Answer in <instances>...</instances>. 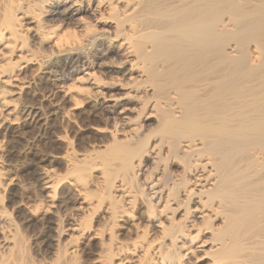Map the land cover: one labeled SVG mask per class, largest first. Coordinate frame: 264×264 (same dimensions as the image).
Masks as SVG:
<instances>
[{
    "label": "bare ground",
    "instance_id": "bare-ground-1",
    "mask_svg": "<svg viewBox=\"0 0 264 264\" xmlns=\"http://www.w3.org/2000/svg\"><path fill=\"white\" fill-rule=\"evenodd\" d=\"M22 1L0 7V129L43 115L11 105L31 63L41 74L55 67L54 98L104 122L95 129L110 139L103 163L117 170L95 174L65 154L72 165L61 178L78 210L101 208L104 227L91 237L113 242L118 221L138 231L136 206L157 234L118 247L117 264H264V0H34L21 13ZM28 13L46 56L27 45ZM54 177L41 173L43 205L29 216L43 227L35 239L64 264L55 244L67 236L73 254L91 227L69 218L67 233L59 228L54 213L66 202ZM0 233L6 249L13 238L1 215Z\"/></svg>",
    "mask_w": 264,
    "mask_h": 264
},
{
    "label": "rangeland",
    "instance_id": "rangeland-1",
    "mask_svg": "<svg viewBox=\"0 0 264 264\" xmlns=\"http://www.w3.org/2000/svg\"><path fill=\"white\" fill-rule=\"evenodd\" d=\"M33 1L23 0L20 3L19 11L23 13L29 10V5ZM2 6L3 3L0 0V7ZM30 15L31 13H28L21 20L27 45L32 52L38 53V57L46 56L45 52L39 48L40 35L36 31ZM49 18H51L49 15H42V20L46 21ZM47 61V58H44L40 68L47 64ZM58 65H61V62H58ZM37 68V63L29 65L24 78L28 79L30 84L20 95L17 94L12 97L11 105L16 108L17 115L19 109L24 105L38 106L43 113L41 119L37 123L16 125L11 129H6V131L0 129V183L2 182L3 185L0 187V215L6 221V237L10 234L9 237L13 238L12 244L6 242V249L5 246L1 248L3 233H0V264H57L55 257L45 251L41 239H35L43 230L40 221L36 220L37 218L34 216H29V213L35 214L36 209L43 205L38 184L41 173L46 170L51 171L55 175L54 179L59 180H56L58 181L57 192L64 197L66 202L64 207H60L54 213L53 219L56 220L59 228L65 231L69 218L85 220L89 228L91 227L90 235L77 238L78 241L75 244L73 254H68L70 244L67 236L63 235L57 242L58 245L55 244V248H58V250L56 249L58 254H66L67 251V256L63 254L65 259L62 258L61 254L62 257L59 255L60 259L62 258L61 262L64 259V264H117L120 257L118 247L127 245L133 238L135 239L137 233L140 235L144 230L146 235L148 234L146 238L155 237L157 232L145 222V213H142L141 220L137 219L139 213L135 206L130 210H133L130 214L133 215L132 219L137 223L136 229L138 231L127 228L128 232L125 230L127 225L125 226L122 224L123 222L118 221L117 227L113 228L111 232L114 236L113 242L108 241L107 243L105 238L95 239L91 237V233L95 229L104 227L103 213L99 208L100 212L98 210H95L96 213L90 211V213L93 214L94 212L95 214L89 213L92 216H87L85 212L77 209L73 199L75 198V191L67 182L65 183L64 179H61L65 178L66 172H68L67 167L71 164V161L68 162L65 156L73 154L74 158L72 157L71 160L75 166L95 167L93 170L95 174L98 171L105 173V169H109V167V170L112 171L114 164L116 171L117 162L112 160V163L106 168V163H103L106 153L102 146L107 142L109 143L110 139L106 133L95 130L105 128V124L88 118L87 115L90 112L88 106L82 104L76 111H71L69 101L54 98L51 95L56 91L54 87L55 72H53L55 67L45 69L46 72H50L44 74H41ZM107 126L110 127V125ZM81 155H87V160H81ZM97 177L99 176H96L95 180L99 181ZM98 191L94 186L90 187L89 190L93 198L100 195ZM115 199L118 200V197ZM185 260L188 263L195 262L194 257ZM199 263L206 264L207 261L202 260ZM121 264L128 263L121 262Z\"/></svg>",
    "mask_w": 264,
    "mask_h": 264
}]
</instances>
